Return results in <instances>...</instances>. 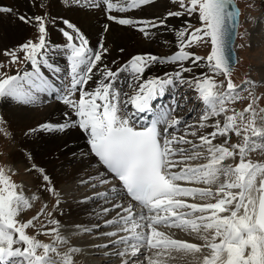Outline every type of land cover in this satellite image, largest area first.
Returning <instances> with one entry per match:
<instances>
[{"label":"snow or ice","instance_id":"1","mask_svg":"<svg viewBox=\"0 0 264 264\" xmlns=\"http://www.w3.org/2000/svg\"><path fill=\"white\" fill-rule=\"evenodd\" d=\"M62 3L105 18L95 39L83 24L53 16L51 0H32L39 14L31 15L0 5V12L34 29L32 37L0 49V104L22 110L62 106L59 119L26 124L22 142L0 114V157L20 152L37 191L53 199L29 218L34 197L13 178L19 169L0 166V264H78L76 254L118 264H264V162L248 158L264 148V107L258 103L264 93L256 94L257 81L250 76L240 83L233 79L240 15L235 0ZM158 5V14L141 15ZM184 16L195 22H169ZM53 28L62 42L52 40ZM120 28L149 39L161 29L172 32L175 47L170 54L125 53L119 43H109ZM201 47L204 54L196 51ZM112 52L125 58H111ZM260 66L264 73V59ZM235 101L246 102L242 110L230 107ZM197 105L198 117L187 119ZM73 133L87 149L71 152L73 160H95L91 172L71 177L88 190L80 202L95 204L90 223L76 224L74 231L103 241L83 249L61 232L56 217L63 215L65 193L35 156L45 137ZM62 143L69 149L68 140ZM176 232L193 239L175 238Z\"/></svg>","mask_w":264,"mask_h":264},{"label":"bare ground","instance_id":"2","mask_svg":"<svg viewBox=\"0 0 264 264\" xmlns=\"http://www.w3.org/2000/svg\"><path fill=\"white\" fill-rule=\"evenodd\" d=\"M0 5H7L14 8L17 14L27 13L29 15L36 13L39 14L38 8L32 7V0H0ZM52 7L49 9L53 16L59 14L72 22L83 24L90 32H92V38L95 39L98 35V30L102 27L105 22V18L98 12L88 8H82L76 5L65 7L62 0H51ZM262 6V5H261ZM264 9V6L262 7ZM169 10H176L170 8ZM161 11L159 5L157 7H146L141 13L146 17L151 16L153 13L158 14ZM189 20V17H174L169 18L170 24L177 26L180 21ZM59 27H64L59 25ZM34 29L16 19V16L9 13L0 12V49L5 46L12 47L15 43L22 42L23 40L29 38ZM51 38L54 42H62L63 37L57 31L56 28L51 29ZM114 39L109 43L112 44L113 48L119 43L120 47L125 49V53L134 54L137 51H151L153 53L159 54L157 49L163 46L161 38H165L171 43V49L175 47V35L172 32L164 31L161 29L156 33V35L149 39L141 38V34L134 29L120 28L114 34ZM116 55H120L121 59H124V54L117 52H112L111 58ZM2 56H0L1 59ZM58 63L61 67H64V60L59 59ZM62 106L53 105V108H41V109H19L15 105L0 104V114H4L7 119L10 120L12 124V129L17 135L18 142L25 140L22 132L25 130L26 124H34L36 121L48 119H59L61 116ZM197 107H200L197 105ZM55 109V110H53ZM30 139V138H29ZM62 140L69 141V149L63 147ZM60 145V151H56V145ZM18 144L15 147H19ZM86 142L84 138L79 133H73L70 137H63L61 139H56L54 137H45L39 142L35 149L36 162L42 164L44 167L50 170L51 175L56 181V186L63 190L65 193L64 202L61 205L63 209V215L57 216L56 218L60 220L62 229L65 232H73L70 234L72 241L78 245H81L83 249L87 243H101L102 240H89L87 236H84L76 231H74V225L83 224L88 225L90 223L88 213L95 207V204L89 202L88 204H83L80 202L81 196L87 194L86 187H77L74 180L71 178L77 174H84L86 172H91L92 169L89 164H94L95 160L84 161L83 163H78L73 160L71 152L86 151ZM64 152V155H61ZM13 161L21 162L25 167L27 164L20 152H17L14 156H11ZM75 170V171H74ZM35 175V174H33ZM31 180L32 184H36L34 176H27ZM30 182V183H31ZM31 184V185H32ZM37 185L35 189H37ZM41 192L42 191H38ZM43 194V193H42ZM55 215V214H54ZM107 230V229H104ZM64 233V232H63ZM84 238V239H83ZM175 238H185L192 240L193 237L188 236L185 233H175ZM77 245V246H78ZM89 253L94 251L92 249L87 250ZM101 251H106L101 250ZM77 256V257H76ZM76 260L79 264L80 261H94L95 264H104V262H110V264H118V261L114 258L105 257L101 255H89V254H76ZM143 259V258H142ZM169 264H191L190 259L171 261Z\"/></svg>","mask_w":264,"mask_h":264},{"label":"rangeland","instance_id":"3","mask_svg":"<svg viewBox=\"0 0 264 264\" xmlns=\"http://www.w3.org/2000/svg\"><path fill=\"white\" fill-rule=\"evenodd\" d=\"M240 8V22L239 30L237 34V39L235 42V51L237 54V63L233 69V79L235 83H240L241 80L245 79L246 76H250L257 81L256 94L261 95L264 93V81L261 80V76L264 73L261 72V59H264V9L261 6L260 0H235ZM178 6L175 7L177 10ZM251 17V18H249ZM189 21L194 23L195 21L189 18ZM184 21H180V26ZM34 35V32L30 37ZM29 37V38H30ZM143 36H141L142 38ZM143 39H146L143 37ZM163 46L157 49L159 54H170L171 43L164 37L160 39ZM164 41L168 43L165 44ZM243 45V47H240ZM251 45V47H249ZM198 54H204V48H196ZM3 59V57H1ZM14 70V69H13ZM190 94V93H189ZM246 102L235 101L230 107L235 108L237 111L242 110ZM260 107H264V95L261 96V100L258 102ZM191 106V105H190ZM200 114V107H197V112L187 113L186 118L194 120ZM259 123V120H258ZM235 142V141H233ZM4 141L0 139V144ZM257 143H260L258 141ZM15 147V146H14ZM9 156L0 157V166L6 165L12 168L15 172L19 169V174L14 175V179L18 182H22V187L26 195L31 194L34 199L30 200L32 207L27 209V216L30 218L34 215L40 208L47 203L49 206L53 203V199L35 189L37 184H32L31 180L27 178L28 174L25 172V166L21 162H15ZM248 158L253 161L264 162V148H255L249 153ZM34 175H32L33 177ZM31 182V183H30ZM32 184V185H31ZM44 216L42 215L38 218V223L43 222ZM164 230V229H163ZM61 232L70 235L73 232H65L61 228ZM39 238L48 241L50 237L41 235ZM84 239V238H83ZM72 243H74L72 241ZM76 244V243H74ZM78 245V244H76ZM81 247V245H78ZM76 256V255H75ZM74 256V257H75ZM77 257V256H76ZM75 257V258H76Z\"/></svg>","mask_w":264,"mask_h":264},{"label":"water","instance_id":"4","mask_svg":"<svg viewBox=\"0 0 264 264\" xmlns=\"http://www.w3.org/2000/svg\"><path fill=\"white\" fill-rule=\"evenodd\" d=\"M235 3H236V1H235ZM237 4V3H236ZM237 7H238V5H237ZM239 8V7H238ZM239 11H240V9H239ZM239 22H240V15H239ZM236 39H237V36H236ZM236 39H235V42H236ZM235 53H236V51H235ZM236 58H237V54H236ZM236 65V64H235Z\"/></svg>","mask_w":264,"mask_h":264}]
</instances>
